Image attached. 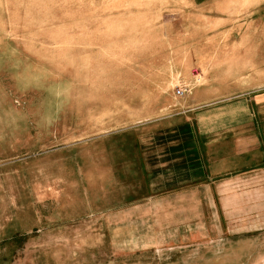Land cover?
<instances>
[{
  "label": "crops",
  "instance_id": "crops-1",
  "mask_svg": "<svg viewBox=\"0 0 264 264\" xmlns=\"http://www.w3.org/2000/svg\"><path fill=\"white\" fill-rule=\"evenodd\" d=\"M208 2L198 36L147 45L135 88L91 67L19 116L4 92L0 202L102 215L122 262L264 264V0Z\"/></svg>",
  "mask_w": 264,
  "mask_h": 264
},
{
  "label": "rangeland",
  "instance_id": "rangeland-1",
  "mask_svg": "<svg viewBox=\"0 0 264 264\" xmlns=\"http://www.w3.org/2000/svg\"><path fill=\"white\" fill-rule=\"evenodd\" d=\"M203 11L200 0H0V113L4 92L19 116L24 100L70 90L72 78L85 83L91 67L135 88L136 68L153 62L141 57L147 45L182 40L189 29L198 36L200 28L184 20L196 22ZM15 198L0 202V264H137L135 255L122 262L110 250L102 215L61 221L55 204L24 201L22 192Z\"/></svg>",
  "mask_w": 264,
  "mask_h": 264
},
{
  "label": "built area",
  "instance_id": "built-area-1",
  "mask_svg": "<svg viewBox=\"0 0 264 264\" xmlns=\"http://www.w3.org/2000/svg\"><path fill=\"white\" fill-rule=\"evenodd\" d=\"M188 90L186 88H177L175 93L177 96H184Z\"/></svg>",
  "mask_w": 264,
  "mask_h": 264
}]
</instances>
